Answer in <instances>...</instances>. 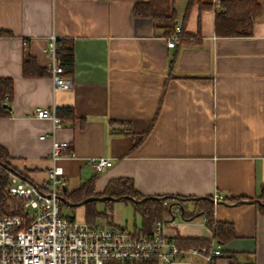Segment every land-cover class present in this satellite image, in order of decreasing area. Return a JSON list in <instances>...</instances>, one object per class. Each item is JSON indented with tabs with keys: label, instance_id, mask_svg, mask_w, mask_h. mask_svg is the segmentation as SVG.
Here are the masks:
<instances>
[{
	"label": "crops",
	"instance_id": "1",
	"mask_svg": "<svg viewBox=\"0 0 264 264\" xmlns=\"http://www.w3.org/2000/svg\"><path fill=\"white\" fill-rule=\"evenodd\" d=\"M149 1L0 0V77L14 81L0 145L12 168L44 183L55 138L77 155L61 162L65 193L97 176L98 194L129 178L146 197L255 200L264 184L263 10L249 36L220 37L214 11L194 6L185 31L198 38L170 48L163 30L134 14L136 4ZM175 7L181 25L187 1ZM53 36L73 47L68 90L55 89L50 77L45 49ZM27 56L47 75L25 77ZM66 107L76 117L56 130L34 116L38 108ZM101 157L113 165L97 172L89 160ZM225 202L214 204V216L234 225L235 238L222 244L215 264H264V211L255 201ZM83 206L68 205L79 208L69 217L85 221ZM106 213L96 225L111 222ZM196 221L181 230L174 222L166 233L213 238L204 219Z\"/></svg>",
	"mask_w": 264,
	"mask_h": 264
},
{
	"label": "built area",
	"instance_id": "2",
	"mask_svg": "<svg viewBox=\"0 0 264 264\" xmlns=\"http://www.w3.org/2000/svg\"><path fill=\"white\" fill-rule=\"evenodd\" d=\"M225 1L231 0H211L213 11L220 10ZM180 33L178 25L168 40L170 48L175 47ZM57 41L55 36L51 37L45 49L49 73L55 89L68 90L73 81L64 75L59 64ZM34 116L51 120L54 130L62 126L55 109L38 108ZM76 157L69 142L53 138L52 167L44 183L36 185L17 174L10 175L8 193L22 202V213L8 214L0 209V264H145L154 260L157 264H215L223 256L222 244L213 239L208 245L184 249L167 235V228L181 214L178 204L171 205L172 220L157 221L150 235L117 227L110 221L91 226L84 220L63 215L60 195L66 192L67 179L61 162ZM89 164L102 172L113 161L101 157L89 160ZM223 201L222 194L213 196L215 205ZM164 205L170 206L169 202ZM106 216L111 219L110 213Z\"/></svg>",
	"mask_w": 264,
	"mask_h": 264
},
{
	"label": "trees",
	"instance_id": "3",
	"mask_svg": "<svg viewBox=\"0 0 264 264\" xmlns=\"http://www.w3.org/2000/svg\"><path fill=\"white\" fill-rule=\"evenodd\" d=\"M179 0H150L147 3H139L134 6V14L138 18H146L153 21L156 29L164 31V37L170 40L176 31L178 24V14L175 7ZM187 8L181 23V33L178 35V44L196 41L198 35H190L185 31L186 22L194 6H198L199 11L213 10L211 3L203 0H185ZM263 5L259 0H231L225 1L220 10L214 11L215 14V34L220 37H240L249 36L255 20L261 15ZM57 58L60 66L64 70L66 77L71 76L74 72L75 60L73 47L64 40L57 41ZM23 73L25 77H37L47 75L46 71L37 66L36 61L27 56L24 59ZM14 93V81L12 78L0 77V118L10 117L11 102ZM56 114L62 121L73 120L76 116L72 108L56 109ZM114 125V124H112ZM21 173L12 168L10 155L7 150L0 145V209L5 213L18 215L22 213V202L8 193L10 184V175ZM97 176L81 184V186L72 192L60 195L61 209L69 204H79L84 200L93 197L110 196L112 198L130 197L133 200H124L132 204L136 214L142 218V226L136 228L143 234H151L153 225L157 221L172 220L171 205L178 204L181 207V216L185 221H194L203 218L207 227L212 232L210 239L199 238H175L179 247L184 249L199 248L208 245L212 239L219 241L221 244H227L235 238V227L227 222H220L214 216L213 197L200 200L195 198H182L180 196H163V197H146L135 188L133 180L121 178L112 180L105 189V192L98 194L96 192ZM63 198V200H62ZM147 198L144 202L143 199ZM255 201L261 211H264V184L260 188L257 198L249 199ZM225 201L237 203L240 199L225 198ZM164 202H169L170 206H165ZM100 202L93 201L84 205L85 221L96 226L98 219L105 217V211L98 209ZM109 207L113 201L101 202ZM145 264H157L154 260Z\"/></svg>",
	"mask_w": 264,
	"mask_h": 264
},
{
	"label": "rangeland",
	"instance_id": "4",
	"mask_svg": "<svg viewBox=\"0 0 264 264\" xmlns=\"http://www.w3.org/2000/svg\"><path fill=\"white\" fill-rule=\"evenodd\" d=\"M263 5V12H264V0H259ZM264 17V15H263ZM98 207L105 211L106 214L111 213V223L116 225L117 227L127 228L129 230H133L134 227L140 228L142 226V218L139 214H136L134 208L131 203L125 201H116L113 202L109 207L99 203ZM79 208H69L63 206L61 209V213L65 216L74 215L76 212L79 213ZM75 218V217H73ZM175 225L179 226L180 230L186 224V221L183 219L181 214L174 220ZM200 221L195 220V224L199 223ZM105 223V222H104Z\"/></svg>",
	"mask_w": 264,
	"mask_h": 264
},
{
	"label": "water",
	"instance_id": "5",
	"mask_svg": "<svg viewBox=\"0 0 264 264\" xmlns=\"http://www.w3.org/2000/svg\"><path fill=\"white\" fill-rule=\"evenodd\" d=\"M128 199L133 200L130 197H119V198H112L110 196L93 197V198H88V199L84 200L82 203H79V204H69V206H71V207H73V206H82V205H86L87 203L93 202V201H98V202L113 201V202H116V201H123V200H128ZM200 199H204V198H195V200H200ZM62 200H63V198H62ZM145 200H147V198L143 199L142 202H144ZM253 202L254 201H251V200H240L239 202L234 203L233 205L244 204V203H253ZM221 203L228 204L225 201H223Z\"/></svg>",
	"mask_w": 264,
	"mask_h": 264
}]
</instances>
